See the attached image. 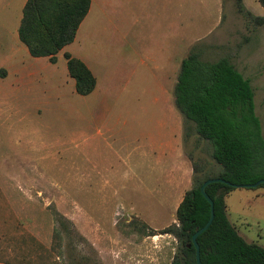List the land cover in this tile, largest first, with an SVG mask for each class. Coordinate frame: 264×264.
I'll return each mask as SVG.
<instances>
[{"label": "rangeland", "instance_id": "374dc122", "mask_svg": "<svg viewBox=\"0 0 264 264\" xmlns=\"http://www.w3.org/2000/svg\"><path fill=\"white\" fill-rule=\"evenodd\" d=\"M0 1V264H169L177 241L160 231L176 222L193 164L210 178L222 167L211 142L176 108L174 84H161L191 50L206 60L229 57L251 82L264 137V22L254 21L264 16L260 1L91 0L67 50L96 69L107 88L100 99L76 93L64 52L56 65L42 58L18 78L8 62L18 46L27 49L17 34L23 0ZM168 107L183 121L179 163L169 174L182 158L192 170L184 176L181 169V184L161 187L147 177L146 153L138 150L164 133ZM92 114L106 115L109 129ZM225 203L238 233L264 247V187L235 188Z\"/></svg>", "mask_w": 264, "mask_h": 264}, {"label": "trees", "instance_id": "16d2710c", "mask_svg": "<svg viewBox=\"0 0 264 264\" xmlns=\"http://www.w3.org/2000/svg\"><path fill=\"white\" fill-rule=\"evenodd\" d=\"M259 1L264 8V0ZM90 6L91 0H26L18 38L30 55L48 57L54 63L56 54L74 41ZM239 10H244L242 4ZM254 21L261 24L264 16L254 17ZM201 52L191 50L182 58L173 88L174 104L184 119L194 123L199 138L211 142V156L222 167L215 177L234 184L254 183L264 178V137L251 82L229 57L206 60ZM63 56L76 93L90 94L96 86L92 71L71 53ZM186 128L190 132L189 126ZM192 167V184L175 210L176 222L160 231L177 241L169 264H197L191 237L210 216V203L200 191L209 173L201 172L196 164ZM256 187H264V183ZM235 188L225 182L206 186L214 216L197 236L202 264H264V247L247 242L228 220L225 198ZM143 226L147 235L155 234Z\"/></svg>", "mask_w": 264, "mask_h": 264}, {"label": "crops", "instance_id": "0c3cea01", "mask_svg": "<svg viewBox=\"0 0 264 264\" xmlns=\"http://www.w3.org/2000/svg\"><path fill=\"white\" fill-rule=\"evenodd\" d=\"M25 1L26 0H23L22 5H24ZM22 8H23V6H22ZM19 23H20V21H19ZM17 34H18V28H17ZM76 38L77 37L75 36L74 41H72L71 43L75 42L77 40ZM71 43H70V46H71ZM65 51L71 53L73 56L78 57L82 61H84L85 64L88 66V68L94 74V76L96 78V86L90 94L95 93L94 95H96L97 99H100L102 97H106L107 96V91H106L107 88L105 87V84L103 83V81L101 82V80H99L100 78H98V75L96 74V69L94 67L90 66V64L88 63V59H86L87 57H84L81 54L76 53L75 50H73V52H72V50H67V45L64 46L56 54V62H54V63H52L48 57H34V56L30 55V53L28 52V49H25L24 47H21V46H18V48L16 49L15 52L13 51L14 54L10 57L8 63L11 64L13 71H14V73H16L18 75V78L21 75V77H20V79H21L23 77V74L24 75L25 74H31L32 73L31 69L36 64H38L41 60H43L42 58H46V61L49 64L56 65L58 62V59L60 57V54H62ZM7 61H8V59H6V62ZM65 63H66V60H65ZM179 63H180V60H179V56H178L176 58V63L174 65L172 64L170 66V70H173L175 68L174 69L175 71L172 72L173 78L171 80H169L167 77V74L165 75V78H164L165 82L161 84L162 90L169 88V85H167L168 82L169 83L172 82L175 85V82L177 80V74L179 71V65H180ZM177 66H178V68H177ZM1 68H6V67L1 66ZM6 71H7V69H6ZM168 71L169 70H167L166 73H169ZM174 73H176L175 78H174ZM138 77L140 78L139 80H141V76H138ZM102 84H104V85L102 86ZM168 108H169L168 112L166 114H164L165 118L163 120H161V122H160L161 127L164 129V133L157 136L154 139H149V141H148L149 146H146L145 149L138 150L139 152H141V157L144 153H146V156L144 155L145 156L144 159H145V165H148V169H146L147 174H148L147 177H149V179H151L153 177H155V178L158 177L159 182L157 184L160 185L161 187L162 186L175 185V184H181L182 181H181V179H179L180 175H181L180 174L181 169L184 170V173H183L184 176L190 175L191 170H192L191 166L188 164L186 159L182 158V160L180 161L181 167L178 166V168L173 173L169 174L171 166L179 163V162H176V160L173 163V160L179 157V153H178L179 152V145H180L179 140H180V135H182V133H183V129H182V127H183L182 122L183 121H180V116L177 113H173V109H171L170 107H168ZM83 118H86V117H81V119L83 121H87L86 119L84 120ZM89 119H90V121L99 122V123H101V127L109 129V126L106 124L109 122L106 115H104L103 117H100V115H98V114H96V115L92 114L89 117ZM106 121H108V122H106ZM100 129H101L100 126H98L97 127L98 133H101ZM81 136H83V131H81ZM121 143H122V147L124 145L123 149L125 148V149L129 150V145H128V142L126 141V138H122L121 141L119 142V144H121ZM110 144L113 148L114 145H112V143H110ZM115 151L117 153L123 152L121 149H118V147L115 149ZM123 158L124 157L122 155V159ZM126 161H127V159H126ZM123 162H124V159H123ZM124 180H125V182H126V180H130V182H131L132 178L126 177V178H124ZM145 181H146V179H145ZM184 186H186V188H187V181H185ZM160 194L163 195L162 192Z\"/></svg>", "mask_w": 264, "mask_h": 264}, {"label": "water", "instance_id": "95a60500", "mask_svg": "<svg viewBox=\"0 0 264 264\" xmlns=\"http://www.w3.org/2000/svg\"><path fill=\"white\" fill-rule=\"evenodd\" d=\"M212 182H225V183H228L230 185H232L233 187H236V188H243V187H251V188H254L256 186H258L259 184L261 183H264V178L262 179H259L258 181L254 182V183H251V184H234V183H230L226 180H224L223 178L221 177H211V178H208L206 179L201 187H200V191L202 193V195L208 200V202L210 203V216L207 220V222L201 227V228H198L193 234H192V242L195 246V260H196V263L197 264H202L201 262V259H200V253H199V245H198V242H197V236L199 234H201L205 229H207V227L210 225V223L212 222V219H213V216H214V210H213V200L210 198V196L207 194L206 192V186Z\"/></svg>", "mask_w": 264, "mask_h": 264}]
</instances>
